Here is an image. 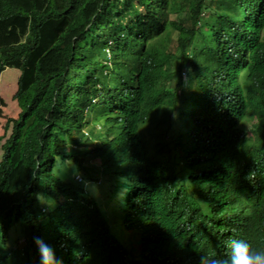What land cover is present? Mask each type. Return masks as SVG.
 Wrapping results in <instances>:
<instances>
[{
    "label": "trees",
    "instance_id": "16d2710c",
    "mask_svg": "<svg viewBox=\"0 0 264 264\" xmlns=\"http://www.w3.org/2000/svg\"><path fill=\"white\" fill-rule=\"evenodd\" d=\"M6 67L0 261L264 250V0H0Z\"/></svg>",
    "mask_w": 264,
    "mask_h": 264
},
{
    "label": "clouds",
    "instance_id": "9594fccd",
    "mask_svg": "<svg viewBox=\"0 0 264 264\" xmlns=\"http://www.w3.org/2000/svg\"><path fill=\"white\" fill-rule=\"evenodd\" d=\"M226 168H234L227 163ZM117 177V176H116ZM242 210V207H239ZM33 241L41 256V264H62L56 260L54 250L46 244L42 237H34ZM230 255L227 258L215 255H201L199 264H264V250H256L245 240L232 239L228 243Z\"/></svg>",
    "mask_w": 264,
    "mask_h": 264
},
{
    "label": "rangeland",
    "instance_id": "374dc122",
    "mask_svg": "<svg viewBox=\"0 0 264 264\" xmlns=\"http://www.w3.org/2000/svg\"><path fill=\"white\" fill-rule=\"evenodd\" d=\"M170 17L175 18V15L171 13ZM19 73H20V70L17 68H13V67H6L0 73V134H2L4 132V124H5L6 120L10 117H12V118L16 117L17 113L19 111V107L17 106L16 101L12 97V95L16 89V82H17V77H18ZM102 119H103V117H98V119H96V122L99 124H102ZM253 124L254 123H250V124H247L246 126L248 128H250L251 126H253ZM141 132L145 138L150 137V133L148 131V128H143ZM8 133H9L8 131L5 133L3 138L0 140V144L7 137ZM85 135H86V133H83V137ZM1 154H2V148L0 147V157H1ZM74 178L76 180L80 179L78 174H75ZM118 182H119V179L117 176L116 177V189L119 186ZM94 184L95 183L93 182L91 184V186H89V188L92 191L97 190V187L93 186ZM117 196H118V189H117ZM46 209H48V208L46 207ZM122 232H123V229H122ZM22 238L23 237L21 234H17L18 243L21 242V240H23ZM16 244L17 243H14L13 245H16ZM21 259H23V257ZM0 264H9V260L8 259L1 260ZM157 264H159L158 261H157Z\"/></svg>",
    "mask_w": 264,
    "mask_h": 264
}]
</instances>
